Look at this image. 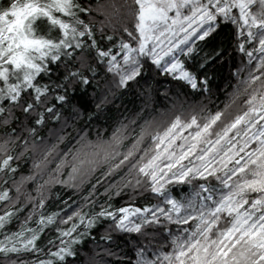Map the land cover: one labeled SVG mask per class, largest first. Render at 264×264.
<instances>
[{
    "label": "snow or ice",
    "instance_id": "1",
    "mask_svg": "<svg viewBox=\"0 0 264 264\" xmlns=\"http://www.w3.org/2000/svg\"><path fill=\"white\" fill-rule=\"evenodd\" d=\"M133 5L116 0H96L95 5L80 0H13L0 8V202L11 201L10 209L0 215V229L31 205L19 229L0 241L3 264H26L19 258L42 252L37 246L40 235L58 223L56 239L48 242V258L33 264H67L69 258L73 264H264V0H133ZM124 9L135 16V34L124 27L127 40L121 37L103 47L101 40L113 41L115 21ZM93 13L104 19L97 21ZM228 23L236 27L233 48L242 59L232 73L237 85L223 110L188 119L176 115L166 127L149 133L141 126L126 153L117 149L127 139V124L116 127L108 140L100 135L88 140L85 132L77 141L81 148L73 154L67 178H60L67 163L61 159L55 175L37 183L58 144L70 135L69 120L83 118L82 105L88 100L94 106L89 121L127 91H136L147 107L153 88L143 79L144 58L162 75L193 91L209 92V65L222 63L231 53L223 42L207 51L201 45L209 44L221 24ZM106 28L113 34H106ZM201 51L196 69H189L181 57L191 59ZM241 96L246 97V110L226 120ZM62 117L59 131L65 134L57 136V144L47 148L43 159L32 160L28 175L16 179L19 161L45 143L38 130ZM146 135L151 146L135 160ZM129 165L100 193L108 200L96 211L99 186ZM105 166L107 171L83 197L85 204L71 215L61 219L63 210L45 213L50 185L78 191ZM213 177L219 186L211 184ZM30 183L36 185L35 195L26 190ZM176 183L191 185L192 191L177 199L169 191ZM128 189L150 191L162 203L114 207L113 194L120 196ZM102 225L106 226L97 239L93 231ZM161 237L168 239L171 251L164 250ZM88 240L91 249L84 247Z\"/></svg>",
    "mask_w": 264,
    "mask_h": 264
},
{
    "label": "trees",
    "instance_id": "2",
    "mask_svg": "<svg viewBox=\"0 0 264 264\" xmlns=\"http://www.w3.org/2000/svg\"><path fill=\"white\" fill-rule=\"evenodd\" d=\"M11 2H13V0H0V8L8 7ZM80 2L84 5H87L89 2L95 5L96 0H80ZM100 2L106 3L108 0H100ZM116 3H126L128 5H132L133 8H135L133 5V0H116ZM92 15L97 21L104 19V17L98 16L96 13H93ZM81 18L85 21L89 19L88 16L83 14H81ZM135 23L136 20L135 16L132 14V11L124 9L121 12L119 20L115 21L116 31L114 33L113 41L108 42L107 40H101L99 33H97V39L101 40L103 47H111L112 44H115L121 37H123L125 40L128 39L127 35L123 32L124 27H127L129 31H132L135 34ZM43 26L44 24H41V27ZM105 32L109 35L113 34L110 28H106ZM54 33L58 35V32ZM235 35L236 27L234 25L231 23L226 25L221 24L220 29L216 34H214L209 44L201 45L204 51H207L212 45L223 42L224 46L228 49V52L231 53V57L226 58L222 63L218 62L215 65H209V69H211L208 72L210 76L209 92L193 91L190 86L184 82L174 80L169 75H162L160 71L151 64L150 60L144 58L142 63L145 65L146 75L143 77V79L149 80L153 88L152 98L147 107H145L143 98L140 97L136 91H127L120 95L112 105H109L104 113L100 114L98 117L94 116L92 120L89 121L88 112L94 111V106L92 105V102L88 100L82 105V111L84 113L83 118L75 122L69 120V127L66 129V133L70 135L64 142L58 144L56 151L50 157V163L48 164L47 168L40 176H38L37 183L42 184L45 180L50 178V174L55 175L54 170L56 165L60 163L61 159L66 160L67 163L62 170L60 178H67L68 172L71 170L73 154L76 152V150L81 148V144L77 143V141L80 139V135H83L85 132L87 133L88 140L95 141L98 135H100L103 139L108 140L116 127L120 126L121 123L127 124L128 130L125 134L127 139H125L122 146L117 149V151L121 153H126L127 150L132 147L134 138L140 133L141 126L144 127L146 133H149L155 131L157 127H160L161 129L166 127L176 115H181L183 118L188 119L191 115L206 116L209 113L214 114L218 110H223L225 103L231 100L235 86L237 85V78L233 76L232 73L237 67L240 66L242 59L241 55L233 48ZM203 54L204 52L201 51L198 56H193L191 59L184 57H181V59L185 60V64L189 69L195 70L199 63L200 56H203ZM206 71H208V69H206ZM101 74L103 75V70H101ZM200 75L202 76L203 73H200ZM45 79L46 78L44 77L40 78V82L43 83ZM108 79H111L110 75L108 76ZM89 93H91V89H89ZM244 99H246V97L241 96L229 109L230 115L226 116V120L234 118L236 114L246 110L244 106ZM201 109L204 111L202 112ZM67 115L68 114L65 113V116ZM63 119L64 118L62 117L61 122L59 123L48 121L42 128L38 130V134L45 138V143L40 146L37 152H29L25 160L19 161V171L16 173V179H19L21 174L28 175L32 166V160L43 159V154L47 148L51 147L53 144H57V136L65 134L59 131L63 126ZM132 120H135L136 123H130ZM78 130H82L80 131L79 135L77 134ZM217 130H219V128ZM184 135H188V130L185 131ZM214 138L215 137H213V139ZM151 143L150 136L146 135L145 141L141 145L140 152L135 157V160L140 158V155L143 154V150L149 148ZM70 149L72 150L71 153H69ZM65 153H69V155L65 157ZM13 155H15V153H13ZM122 158V156L119 157V159ZM135 160H133V163H135ZM115 162L118 163L119 160ZM184 163L187 164L188 162L185 161ZM16 165L17 162L13 161V167ZM128 167H130V165L124 167L116 176L110 178L99 186L97 192L99 199L97 200L95 208L96 211H99L100 204L108 200L107 196H100V193L104 192V189L108 186V183L118 180L120 176L124 175V173L127 172ZM104 171H107L106 166L94 174L91 179V183L86 184L78 191L71 188L62 187L60 184L50 185L49 190L46 193L48 198L44 209L45 213L63 210L61 219L71 215L72 211H75L82 204H85L83 197L88 195L91 185L96 183L97 179L101 177ZM210 182L215 186H219L214 177ZM7 187L11 188V182H9ZM35 187L36 185L34 183H30L27 185L26 190L31 192L32 195H35L36 193L33 191ZM169 191L172 196L179 199L182 196L189 194L192 191V186L188 184L181 185L176 183L169 186ZM10 194L13 200H15L16 193L14 189ZM23 202L24 201L22 197L20 203ZM111 203L116 208L126 206L128 203H131L135 207H144L147 205L162 203V198L154 196L150 191L144 192L141 190L140 192L133 193L131 189H128L120 196H115L113 194ZM69 206H71V211L68 210ZM10 207L11 201L7 203L0 202V215L9 210ZM30 210L31 205H28L27 209L20 213L18 217L14 218L6 228L0 229V241L4 240L6 234H10L19 229L20 222L24 220V218L28 215V211ZM84 210L88 211L89 209L85 208ZM226 219L227 218L225 217V220ZM224 222L225 221L222 220V225ZM29 226L34 227L35 224L32 223ZM105 226L106 225H102L101 227L95 229L93 231V236H96L98 239L99 233L103 231V227ZM56 227H61V225L58 223L56 226L49 227L40 235L37 246L42 249V252L39 254H24L19 259L25 261L26 264H33V261H38L39 259H47L48 257L46 254L50 250L48 242L50 240L56 239ZM175 231L176 227L173 226V232ZM119 239L123 238L120 237ZM159 243L164 245L165 251H171V245L167 238L161 237ZM84 247L86 249H91L92 241L88 240ZM121 248H123V244H121ZM51 250L54 251L55 248L52 247ZM99 250L100 249H97V251ZM114 250L118 251V249L115 248ZM11 259L16 260L17 258L13 256ZM0 264H3L2 258H0ZM67 264H73V261L69 258Z\"/></svg>",
    "mask_w": 264,
    "mask_h": 264
},
{
    "label": "rangeland",
    "instance_id": "3",
    "mask_svg": "<svg viewBox=\"0 0 264 264\" xmlns=\"http://www.w3.org/2000/svg\"><path fill=\"white\" fill-rule=\"evenodd\" d=\"M42 31H47V28L45 26L41 27ZM53 35H56V33H53Z\"/></svg>",
    "mask_w": 264,
    "mask_h": 264
}]
</instances>
